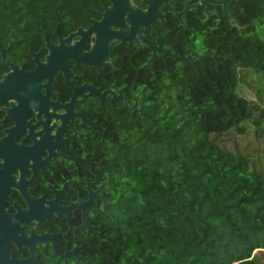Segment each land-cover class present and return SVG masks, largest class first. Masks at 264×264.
I'll use <instances>...</instances> for the list:
<instances>
[{
    "label": "flooded vegetation",
    "instance_id": "flooded-vegetation-1",
    "mask_svg": "<svg viewBox=\"0 0 264 264\" xmlns=\"http://www.w3.org/2000/svg\"><path fill=\"white\" fill-rule=\"evenodd\" d=\"M235 1L83 0L31 48L0 39V264L96 260L122 192L109 158L151 119L133 78L213 53L200 38L238 26Z\"/></svg>",
    "mask_w": 264,
    "mask_h": 264
},
{
    "label": "trees",
    "instance_id": "trees-1",
    "mask_svg": "<svg viewBox=\"0 0 264 264\" xmlns=\"http://www.w3.org/2000/svg\"><path fill=\"white\" fill-rule=\"evenodd\" d=\"M235 4L239 29L225 19L200 38L213 56L133 78L151 119L109 158L122 192L91 264H264V0ZM84 11L83 0H0V39L31 48Z\"/></svg>",
    "mask_w": 264,
    "mask_h": 264
},
{
    "label": "water",
    "instance_id": "water-1",
    "mask_svg": "<svg viewBox=\"0 0 264 264\" xmlns=\"http://www.w3.org/2000/svg\"><path fill=\"white\" fill-rule=\"evenodd\" d=\"M201 1H202V0H201ZM205 1H206V0H205ZM214 1H215V0H214ZM202 3H204V1H203ZM202 3H199V4H197V5H202ZM223 5H224V9L226 10V3H224ZM228 19H229V20L232 19V18L230 17V15L228 16ZM90 30H92V27H91L88 31H90ZM116 38H118V37H116ZM99 45H100V44L98 43L95 47H98ZM156 49H160V47L154 48V50H156ZM209 55H210V56H213L214 53H210ZM201 57H202V55L199 56V59H201ZM178 59H179V60H182L183 63L186 62V59H185L184 57H178Z\"/></svg>",
    "mask_w": 264,
    "mask_h": 264
},
{
    "label": "rangeland",
    "instance_id": "rangeland-1",
    "mask_svg": "<svg viewBox=\"0 0 264 264\" xmlns=\"http://www.w3.org/2000/svg\"><path fill=\"white\" fill-rule=\"evenodd\" d=\"M262 96H264V94H262Z\"/></svg>",
    "mask_w": 264,
    "mask_h": 264
}]
</instances>
